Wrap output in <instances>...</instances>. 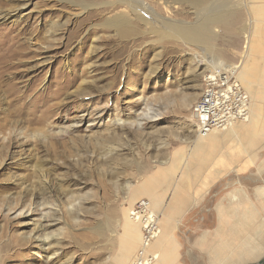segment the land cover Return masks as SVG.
Wrapping results in <instances>:
<instances>
[{"label": "rangeland", "instance_id": "1", "mask_svg": "<svg viewBox=\"0 0 264 264\" xmlns=\"http://www.w3.org/2000/svg\"><path fill=\"white\" fill-rule=\"evenodd\" d=\"M141 1L0 0V264H114L131 191L197 136L204 51L240 74L249 0ZM217 5L203 45L148 31L194 26ZM116 16L146 34L121 39L101 24ZM216 197L215 185L202 203L209 226Z\"/></svg>", "mask_w": 264, "mask_h": 264}, {"label": "crops", "instance_id": "2", "mask_svg": "<svg viewBox=\"0 0 264 264\" xmlns=\"http://www.w3.org/2000/svg\"><path fill=\"white\" fill-rule=\"evenodd\" d=\"M249 4L255 34L237 75L250 99L248 121L179 144L127 198L126 213L144 198L158 215L160 232L146 249L157 254L152 264H253L264 255V0ZM222 183L209 226L202 203ZM122 228L114 264L131 260L141 236L128 217Z\"/></svg>", "mask_w": 264, "mask_h": 264}, {"label": "built area", "instance_id": "3", "mask_svg": "<svg viewBox=\"0 0 264 264\" xmlns=\"http://www.w3.org/2000/svg\"><path fill=\"white\" fill-rule=\"evenodd\" d=\"M250 99L237 78L236 69L206 68L202 87L192 110L191 120L196 134L207 135L226 130L249 117ZM129 219L141 230L139 245L127 264H152L157 254L146 249L159 232L158 216L150 209L148 199L138 200L128 211Z\"/></svg>", "mask_w": 264, "mask_h": 264}, {"label": "bare ground", "instance_id": "4", "mask_svg": "<svg viewBox=\"0 0 264 264\" xmlns=\"http://www.w3.org/2000/svg\"><path fill=\"white\" fill-rule=\"evenodd\" d=\"M72 2H74V3H76V4H78V5H82L83 3H84V1H86V0H76L77 2H75L74 0H71ZM123 1H126L127 2V5H129V6H133V5H135L133 2H136L137 3V5H138V7H140V8H142V9H145L143 6H145V3L143 2V1H141V0H123ZM196 1H200V0H196ZM129 2H130V4H129ZM201 2V1H200ZM195 4V3H194ZM196 6H197V4H196ZM135 8V7H134ZM219 5H217L215 8H213V10H212V13L210 14V18H207V19H205V18H203L204 20L202 21V22H199V23H197L196 25H194V26H185V25H176V24H172V23H166V22H163V23H161V25H162V27H164V28H157V27H155V26H150V28H149V32L150 33H154V34H157V35H159V34H165V35H167V34H178L182 39H184V40H186V41H194V42H197V43H199V44H204V43H206L207 41H206V23L207 22H216V21H218V20H220L221 19V15L223 14V12L221 11H219ZM231 12V11H230ZM225 13V12H224ZM221 21V20H220ZM211 23V24H212ZM101 24H103V25H107L108 27H113L114 29H115V31H116V33H117V35L121 38V39H127V38H129L130 36H132V38L133 37H136V36H140L141 37V39L143 38V35H145L146 34V32L145 31H140L139 29H138V27L137 26H135V24H133L132 22H130L127 18H125V17H123V16H116V17H114V18H111V19H109V20H105L104 22H102ZM210 24V25H211ZM247 24V23H246ZM209 25V24H208ZM209 25V26H210ZM248 26H249V22H248ZM245 28V27H244ZM246 28H245V32H244V37H246ZM125 48H126V46H125ZM246 46H244L243 47V49H242V52H241V54L242 55H244L245 53H246ZM206 54H209L208 56H210V57H205L201 62H205V63H207V65H209L210 67L209 68H212V67H215V66H220V67H222V69H223V71H225V70H229V71H231V70H233V69H236V71H237V69L240 67V65H238V64H234V65H232V64H227V63H224V61L221 59V58H219L218 56H214L213 54L212 55H210L211 53H205V51H204V55L206 56ZM8 66V65H7ZM238 75V74H237ZM238 77V76H237ZM191 98H192V96H189V97H187V98H183L182 97V100H181V104L182 105H188L189 104V102H190V100H191ZM178 101H180V100H178ZM146 107V106H145ZM192 110V109H191ZM146 108H144V107H142L141 108V110H139L137 113H136V115H135V117H134V119H137V120H144V119H146V112L148 113V111H146ZM154 115V114H153ZM151 117V116H150ZM156 117V116H155ZM154 118V117H153ZM190 121H192L191 120V113H190ZM248 121V120H247ZM192 124H193V122H192ZM233 127V126H232ZM232 127H230V128H228V129H226V130H229L230 131V129H232ZM232 131V130H231ZM234 133V132H233ZM210 135V134H209ZM204 136H207V135H199V134H197V137L198 138H201V137H204ZM97 144H99V143H97ZM101 144V143H100ZM32 175H33V173H32ZM40 190V189H39ZM153 213L155 214V215H157V213H155L154 211H153ZM158 216V215H157ZM161 221V220H160ZM168 223V222H167ZM167 225V224H166ZM167 228V227H166ZM162 230H164V229H161V231ZM17 238H15V239H13L12 240V243L13 242H17ZM7 241V240H6ZM5 241V242H6ZM8 242V241H7ZM11 243V245H6L5 243V245L3 244V248L4 249H11L12 247H13V244ZM1 245V244H0ZM9 251V250H8ZM3 254V253H2ZM1 254V255H2ZM5 255V254H4ZM4 261V260H3Z\"/></svg>", "mask_w": 264, "mask_h": 264}, {"label": "water", "instance_id": "5", "mask_svg": "<svg viewBox=\"0 0 264 264\" xmlns=\"http://www.w3.org/2000/svg\"><path fill=\"white\" fill-rule=\"evenodd\" d=\"M253 264H264V255L257 262Z\"/></svg>", "mask_w": 264, "mask_h": 264}, {"label": "trees", "instance_id": "6", "mask_svg": "<svg viewBox=\"0 0 264 264\" xmlns=\"http://www.w3.org/2000/svg\"><path fill=\"white\" fill-rule=\"evenodd\" d=\"M223 186V185H222ZM222 186H216L217 187V189H221V188H223Z\"/></svg>", "mask_w": 264, "mask_h": 264}]
</instances>
